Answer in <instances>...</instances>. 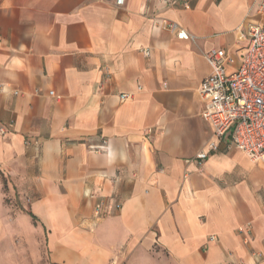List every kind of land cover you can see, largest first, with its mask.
I'll list each match as a JSON object with an SVG mask.
<instances>
[{"label":"crops","instance_id":"0c3cea01","mask_svg":"<svg viewBox=\"0 0 264 264\" xmlns=\"http://www.w3.org/2000/svg\"><path fill=\"white\" fill-rule=\"evenodd\" d=\"M189 1L0 0V264H264V164L208 150L199 95L261 19Z\"/></svg>","mask_w":264,"mask_h":264},{"label":"built area","instance_id":"2783aa9c","mask_svg":"<svg viewBox=\"0 0 264 264\" xmlns=\"http://www.w3.org/2000/svg\"><path fill=\"white\" fill-rule=\"evenodd\" d=\"M112 1L115 6L124 3V0ZM161 2L185 10L191 7L189 0ZM254 6L261 20L244 25L241 35L246 46L242 57L236 61L226 49L207 51L206 59L212 71L201 81L199 95L204 102L202 118L212 127V139L206 143L208 150H216L219 141H225L226 149L240 150L253 161L264 164V0H255ZM156 23L178 38H188V33L176 21L159 18ZM130 97V93L119 94L120 100ZM7 127L0 124V132L4 133ZM206 157L207 151L203 149L195 155L199 164ZM102 205L95 204L97 218L103 217Z\"/></svg>","mask_w":264,"mask_h":264}]
</instances>
